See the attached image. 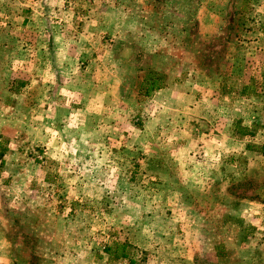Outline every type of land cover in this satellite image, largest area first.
<instances>
[{
	"label": "rangeland",
	"instance_id": "rangeland-1",
	"mask_svg": "<svg viewBox=\"0 0 264 264\" xmlns=\"http://www.w3.org/2000/svg\"><path fill=\"white\" fill-rule=\"evenodd\" d=\"M0 220L21 264H264V0H0Z\"/></svg>",
	"mask_w": 264,
	"mask_h": 264
},
{
	"label": "crops",
	"instance_id": "crops-1",
	"mask_svg": "<svg viewBox=\"0 0 264 264\" xmlns=\"http://www.w3.org/2000/svg\"><path fill=\"white\" fill-rule=\"evenodd\" d=\"M3 221H6V219ZM3 221L0 220V264H21L23 261L22 258L20 260L22 255L20 251L22 247H25L24 242H14L12 238H9L8 233L3 228Z\"/></svg>",
	"mask_w": 264,
	"mask_h": 264
},
{
	"label": "trees",
	"instance_id": "trees-1",
	"mask_svg": "<svg viewBox=\"0 0 264 264\" xmlns=\"http://www.w3.org/2000/svg\"><path fill=\"white\" fill-rule=\"evenodd\" d=\"M162 87L155 81V82H153L152 83V85H151V88H150V90H149V93H148V95L150 94V92H152V91H155V90H159V89H161ZM242 133V136H244V135H246L247 133L246 132H241ZM120 248H125V245H121V244H119L118 245ZM112 246H109V247H107L106 248V252L109 254H111L112 253ZM115 258H127V254L126 253H122V254H119V255H116L115 256Z\"/></svg>",
	"mask_w": 264,
	"mask_h": 264
}]
</instances>
